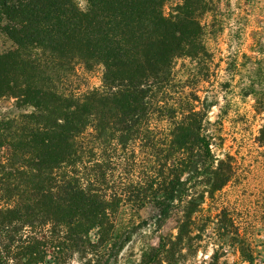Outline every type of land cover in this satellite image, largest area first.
Returning <instances> with one entry per match:
<instances>
[{
  "label": "trees",
  "instance_id": "1",
  "mask_svg": "<svg viewBox=\"0 0 264 264\" xmlns=\"http://www.w3.org/2000/svg\"><path fill=\"white\" fill-rule=\"evenodd\" d=\"M86 1L0 0L14 45L0 52V101L14 100L0 113V264H59L87 247L83 264H112L131 236L122 207L147 205L160 229L177 211L178 231L139 264H186L204 238L214 250L201 264H264L261 230L227 206L205 212L237 174L200 93L218 1ZM96 68L102 84L87 86ZM231 251L240 260L221 262Z\"/></svg>",
  "mask_w": 264,
  "mask_h": 264
},
{
  "label": "rangeland",
  "instance_id": "2",
  "mask_svg": "<svg viewBox=\"0 0 264 264\" xmlns=\"http://www.w3.org/2000/svg\"><path fill=\"white\" fill-rule=\"evenodd\" d=\"M82 8L86 0H76ZM220 25L210 28L209 48L214 56L212 80L202 85L200 92L214 103L210 112L212 129H220L216 141L220 153H229L235 161L237 174L233 181L218 193L217 200L208 201L206 213L215 215L223 206L229 207L236 221L244 227L256 228L264 239V146L259 139L264 128V0H216ZM171 3L165 7L169 12ZM213 20L209 15L208 22ZM13 42L0 31V52L13 48ZM189 60H179L178 67ZM83 74V71H81ZM90 87L102 84V69L82 75ZM14 109V100L0 101V113ZM222 149V150H221ZM138 206V205H134ZM125 207V206H124ZM119 213V222L127 223L130 239L127 240L112 264H139L142 253L157 245L159 236L176 235L178 212L160 229L156 213L150 205L133 216L130 206ZM196 249V248H195ZM193 249V250H195ZM214 245L204 238L201 246L189 256L186 264H201L212 254ZM88 247L80 252L65 251L59 264H83ZM229 262L240 260L239 254L229 252L221 258Z\"/></svg>",
  "mask_w": 264,
  "mask_h": 264
}]
</instances>
